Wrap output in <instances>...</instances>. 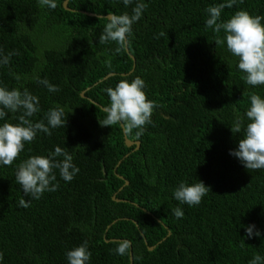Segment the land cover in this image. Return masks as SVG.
<instances>
[{
	"label": "trees",
	"instance_id": "obj_1",
	"mask_svg": "<svg viewBox=\"0 0 264 264\" xmlns=\"http://www.w3.org/2000/svg\"><path fill=\"white\" fill-rule=\"evenodd\" d=\"M65 1L50 9L38 0H0V49L19 52L0 67V86L39 98L34 123L47 124L56 105L65 110L64 127L38 132L12 166L0 165V264H67L66 252L84 241L88 264H131V251L134 264L264 257V169L247 170L229 154L240 139L230 127L238 116L247 122L249 95L264 98V85H247L238 58L216 46L217 34L205 27L204 10L226 0H143L128 50L119 53L114 42L99 43L103 17L131 14L135 0L127 7L123 0H68L67 8ZM241 9L264 16V0H236L221 20ZM136 76L158 105L139 138L99 123L109 105L104 90ZM45 78L59 91L39 82ZM19 115L8 112L0 124L18 123ZM125 135L140 147L128 146ZM56 146L72 155L79 173L66 182L55 169L58 190L20 207L21 198H31L15 180L18 164ZM181 181H202L210 191L198 206L180 204L173 191ZM249 225L261 235L248 238ZM121 240L131 242L124 256L112 251Z\"/></svg>",
	"mask_w": 264,
	"mask_h": 264
},
{
	"label": "clouds",
	"instance_id": "obj_2",
	"mask_svg": "<svg viewBox=\"0 0 264 264\" xmlns=\"http://www.w3.org/2000/svg\"><path fill=\"white\" fill-rule=\"evenodd\" d=\"M133 3L134 0H123L126 7ZM38 4L50 9L57 7L56 0H38ZM235 4L236 0H226V3L208 6L204 10L207 17L205 27L217 34L216 46L226 45L228 52L238 58L237 67L243 73L241 79L247 85L252 87L264 85V23H262L264 16H253L247 10L241 9L227 20H221L222 10L226 7L232 8ZM146 8L147 4L143 0H135L131 14L125 12L103 17L107 23L99 35V43L114 42L118 45L115 49L117 53L125 50L130 43L128 37L132 33V26L140 20ZM221 31L224 33L222 38L219 36ZM164 35V32L159 33V37ZM12 55H19V52L14 50L5 56L0 49V67L7 65ZM16 79L19 80L20 77L17 76ZM39 82L50 92L59 91L58 86L51 84L46 78ZM145 87V81L136 76L132 80L122 78L114 87L106 88L104 91L109 97V105L103 109L106 116L99 120L100 125H119L128 135L135 130L136 138L143 135L146 125L152 123L153 112L158 107L155 101L148 99ZM249 99L250 106L245 113L247 122L238 116L230 127L233 134H240V139L238 147L230 150L229 154L237 158L247 170L254 171L264 169V98L253 92L250 93ZM38 105L39 98L27 88L21 91L20 88L9 89L7 86H0V120H3L8 112H21L18 123L5 121L0 124V165L12 166L24 150L25 143L33 142L38 132L51 135V129L65 126V110L60 105L47 111L45 115L47 124L44 120L34 123L30 118L39 111ZM55 169L59 170L60 177L66 182H70L79 173L72 155L59 146L47 156L32 155L18 164L15 180L22 189L23 197L31 198H21L18 202L20 207L28 208L31 200L40 199L45 192L58 190ZM150 183H155L154 177ZM209 191L210 188L202 181L192 184L181 181L174 189L173 197L180 204L198 206ZM173 214L176 218H182L184 215L180 207L174 208ZM254 229L255 225L246 227L248 238L261 235ZM116 244L117 247L112 250L115 254L120 256L128 254L130 241L121 240ZM65 255L67 264H88L91 257L88 242L84 241L73 247ZM2 259L3 254L0 253V260ZM248 264H264V257L256 254Z\"/></svg>",
	"mask_w": 264,
	"mask_h": 264
},
{
	"label": "water",
	"instance_id": "obj_3",
	"mask_svg": "<svg viewBox=\"0 0 264 264\" xmlns=\"http://www.w3.org/2000/svg\"><path fill=\"white\" fill-rule=\"evenodd\" d=\"M67 4H68V0H66L65 2H64V5H65V7L67 8ZM90 15H93V16H95V14H93V13H89ZM109 15V14H108ZM107 15V16H108ZM127 50H128V46H127ZM134 66H135V64H134ZM125 138H126V144L128 145V146H132V145H134V144H136L137 145V148H139L140 147V141H132L131 139H128V137L125 135ZM126 184H128V181L126 182ZM115 198V197H114ZM153 247H150V249H152ZM130 260H131V264H134V257H133V253H132V251L130 252Z\"/></svg>",
	"mask_w": 264,
	"mask_h": 264
}]
</instances>
